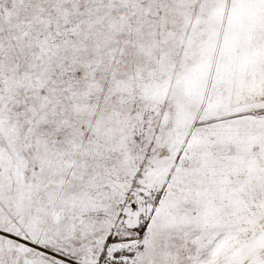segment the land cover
<instances>
[{"label":"snow or ice","instance_id":"6c2138e0","mask_svg":"<svg viewBox=\"0 0 264 264\" xmlns=\"http://www.w3.org/2000/svg\"><path fill=\"white\" fill-rule=\"evenodd\" d=\"M0 264H264V0H0Z\"/></svg>","mask_w":264,"mask_h":264}]
</instances>
